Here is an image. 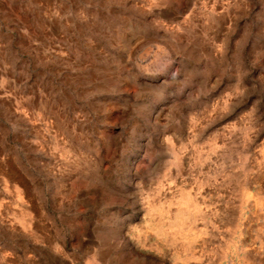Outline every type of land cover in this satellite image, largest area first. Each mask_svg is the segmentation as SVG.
<instances>
[{
  "label": "rangeland",
  "instance_id": "1",
  "mask_svg": "<svg viewBox=\"0 0 264 264\" xmlns=\"http://www.w3.org/2000/svg\"><path fill=\"white\" fill-rule=\"evenodd\" d=\"M0 264H264V0H0Z\"/></svg>",
  "mask_w": 264,
  "mask_h": 264
}]
</instances>
